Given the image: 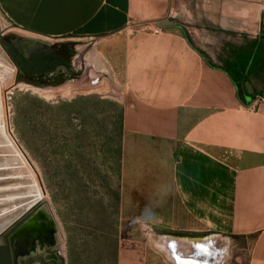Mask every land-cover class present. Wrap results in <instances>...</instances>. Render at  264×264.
<instances>
[{
    "label": "crops",
    "instance_id": "1",
    "mask_svg": "<svg viewBox=\"0 0 264 264\" xmlns=\"http://www.w3.org/2000/svg\"><path fill=\"white\" fill-rule=\"evenodd\" d=\"M121 1L0 0V14L29 35L97 39L98 48L125 22ZM165 27L139 38L116 67L125 91L122 196L142 198L144 227L159 230L164 256L175 244L198 256L186 245L196 242L206 253L224 249L225 264L226 240L244 238L249 264H264V105L244 93L240 76L211 64L183 26Z\"/></svg>",
    "mask_w": 264,
    "mask_h": 264
},
{
    "label": "rangeland",
    "instance_id": "2",
    "mask_svg": "<svg viewBox=\"0 0 264 264\" xmlns=\"http://www.w3.org/2000/svg\"><path fill=\"white\" fill-rule=\"evenodd\" d=\"M121 2H125L126 9L121 10L125 22L116 37L105 38L98 48L97 39L29 35L8 25L0 14V40L40 39L54 51L65 47L71 52L72 79L57 87H36L19 80L18 69L0 44V67H9L0 91V135L52 218L66 264H166L168 258L155 243L159 230L144 227L142 198L123 197L121 191L120 116H124L125 91L116 67L132 45L142 36L159 34L164 27L156 23L168 20L190 32L211 64L236 75L232 66L238 72L248 67L256 43L251 37L259 33V21L264 36V0ZM246 40H251L248 47H242ZM258 44L247 72L264 105V37ZM109 46L118 51L109 53ZM91 81L94 86H86ZM226 242L225 264H249L248 240Z\"/></svg>",
    "mask_w": 264,
    "mask_h": 264
},
{
    "label": "flooded vegetation",
    "instance_id": "3",
    "mask_svg": "<svg viewBox=\"0 0 264 264\" xmlns=\"http://www.w3.org/2000/svg\"><path fill=\"white\" fill-rule=\"evenodd\" d=\"M13 41L2 39L0 44L17 75L24 78L35 67L32 56L42 53L25 57ZM8 69L0 67V91ZM58 244L54 223L42 209L34 183L0 135V264H66Z\"/></svg>",
    "mask_w": 264,
    "mask_h": 264
},
{
    "label": "trees",
    "instance_id": "4",
    "mask_svg": "<svg viewBox=\"0 0 264 264\" xmlns=\"http://www.w3.org/2000/svg\"><path fill=\"white\" fill-rule=\"evenodd\" d=\"M63 48L64 49L54 51L52 54H49V55L42 53L40 55L32 56V62L35 64V67L32 70L25 72L26 77L24 78L22 77L19 80L27 84L34 85L36 87H47V86L57 87L59 85H62L66 81L71 80L72 79L71 77L63 73H59L57 75H52V76H46L47 73L55 70L60 65H64L69 70H71V66L69 64V59H68L71 52L67 51L65 47ZM26 62L28 61L26 60ZM238 70L236 69L235 72L240 76L242 80L241 87L244 93L248 95L244 87V83L246 81L250 82L251 84V81H250V78L247 72L248 67L247 69L244 68L242 72L241 71L238 72ZM232 74L235 75L234 72ZM34 78H37L38 80H35ZM249 96L254 97L255 91L253 90V93ZM120 118H121L120 128L123 134V113L121 114ZM120 161H121V153H120ZM120 161H119V164H120Z\"/></svg>",
    "mask_w": 264,
    "mask_h": 264
},
{
    "label": "water",
    "instance_id": "5",
    "mask_svg": "<svg viewBox=\"0 0 264 264\" xmlns=\"http://www.w3.org/2000/svg\"><path fill=\"white\" fill-rule=\"evenodd\" d=\"M157 27H165V26H172L173 24L170 22L162 23V24H156ZM16 44V47L19 50H22L25 57H29L31 54H40V53H51L53 52V49L51 48L50 44L46 41L40 40V39H24V40H15L13 41ZM59 73H64L70 77L73 76V73L64 65L58 66L55 70L49 72L46 74V76H52L57 75ZM35 80H38L37 78H34ZM97 83V82H96ZM31 86V85H26ZM86 86H93V82H88ZM244 87L246 89V92L248 95H251L253 93V88L250 82L246 81L244 83ZM35 88V87H30ZM195 258L199 259L198 256H194Z\"/></svg>",
    "mask_w": 264,
    "mask_h": 264
},
{
    "label": "bare ground",
    "instance_id": "6",
    "mask_svg": "<svg viewBox=\"0 0 264 264\" xmlns=\"http://www.w3.org/2000/svg\"><path fill=\"white\" fill-rule=\"evenodd\" d=\"M92 82L94 84V81H92ZM35 90L42 92L41 90H38V89H35ZM5 112L6 111H4V115H2V117H4V120L6 122ZM31 166H32V163H31ZM187 244H189V246L192 247L194 250H195V247H197L199 245V243H196V242L195 243L194 242H188V243H186V245ZM176 247H177V245L175 244L174 248L173 247L170 248L171 249L170 253H168V254L166 253L168 255L169 260H171V262L173 264H208V263L209 264H224V262H225L226 253H225L224 249H223V251L218 252L219 254H217L216 251H213L211 248H210L209 253L208 252L207 253L206 252H199L198 253L196 250L195 252L200 255V257H198L199 259H197L194 257V255L191 256L189 254V251L188 252H179V251L176 252ZM210 253L211 254L214 253V255H210ZM177 257H179L180 259L177 260Z\"/></svg>",
    "mask_w": 264,
    "mask_h": 264
},
{
    "label": "snow or ice",
    "instance_id": "7",
    "mask_svg": "<svg viewBox=\"0 0 264 264\" xmlns=\"http://www.w3.org/2000/svg\"><path fill=\"white\" fill-rule=\"evenodd\" d=\"M172 247L174 248L175 247V245H172ZM197 252L199 253V252H205L206 250L204 249V247L203 246H197ZM180 258L179 257H177V260H179Z\"/></svg>",
    "mask_w": 264,
    "mask_h": 264
}]
</instances>
